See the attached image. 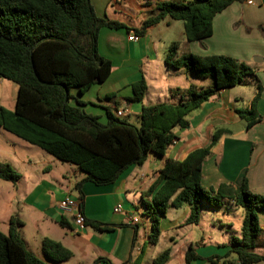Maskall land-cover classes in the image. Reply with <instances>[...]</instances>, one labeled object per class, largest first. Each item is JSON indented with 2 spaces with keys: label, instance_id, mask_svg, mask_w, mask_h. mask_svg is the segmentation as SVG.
<instances>
[{
  "label": "trees",
  "instance_id": "trees-1",
  "mask_svg": "<svg viewBox=\"0 0 264 264\" xmlns=\"http://www.w3.org/2000/svg\"><path fill=\"white\" fill-rule=\"evenodd\" d=\"M154 4L152 17L136 30L97 18L90 0H0V78L16 85L12 111L0 106V128L49 154L62 163L73 165L84 177L74 189L83 204L84 183L106 186L117 181L131 166H141L150 155L163 157L176 141L174 129L188 127V116L198 111L224 89L255 81L253 68L233 58L214 55H179V45L167 50L164 64L172 72L183 71L199 80H210L206 87L190 85L173 89L170 103L141 106L137 124L107 113L105 124L87 115L79 103L72 105V92L83 95L92 86L103 83L111 72V62L97 52L98 33L102 28L125 29L136 36L169 19L180 22L187 43L201 42L212 35L213 18L235 2L243 0H180ZM130 100L142 103L147 86L143 78L132 85ZM249 109L236 112L245 130L263 122L256 112L261 87L255 88ZM226 131L218 130L211 143L192 151L183 161L166 160L155 181L142 195L143 215L151 222L149 242L157 244L160 221L168 208L188 206L184 225H197L201 207L218 208L223 200L242 209L240 238L230 237V251L239 264L264 263L254 252L260 234L258 213L264 212V196L252 193L246 178L239 185L221 184L205 190L201 168L212 146ZM20 175L0 163V181L15 185ZM63 226V223L61 224ZM23 224L17 217L8 221L7 234L0 231V264H47L30 253L20 237ZM98 231L106 226L92 224ZM44 258L51 264L70 259L71 253L49 239L41 242ZM185 264L200 260L206 264H227L224 257L202 259L192 245L183 247ZM169 250L153 260L165 264Z\"/></svg>",
  "mask_w": 264,
  "mask_h": 264
},
{
  "label": "crops",
  "instance_id": "crops-1",
  "mask_svg": "<svg viewBox=\"0 0 264 264\" xmlns=\"http://www.w3.org/2000/svg\"><path fill=\"white\" fill-rule=\"evenodd\" d=\"M90 3L97 18L120 23L130 30L138 29L155 10V5L145 0H90ZM131 35L134 33L125 29L102 28L98 33L97 52L111 62L110 75L83 95L72 92L74 100L71 104L79 103L87 115L98 118L102 124L106 123L108 112L116 117L117 111L124 112L120 119L133 117L135 120L131 124H137L141 106L170 103L169 92L173 89H186L190 85L206 87L209 84L208 80L195 79L183 71L166 69L164 59L173 43L179 45V55H221L245 63L255 73V81L251 80L254 92L244 99L242 85L220 91L188 116L187 128L174 129L176 141L165 150L163 157L150 155L141 166L129 167L110 185L84 183L81 209L85 224L82 227L75 226L72 215L60 212L57 204L67 196L78 200L74 186L84 176L73 165L53 157L40 155L42 162L37 165L30 161L29 156L22 157L19 163L25 166L21 171H26L27 181L15 186L0 181L6 184L0 185V189L10 194L4 206H0V225H4L7 232L9 219L17 217L23 224L20 237L26 249L47 264L51 263L41 250L44 239L61 244L71 253L69 260L58 264H152L166 250H169L170 257L165 264H185L182 250L186 245H192L195 254L202 259L221 257L219 254L225 249V256H228L223 261L239 264L228 254L233 234L230 213L236 209L232 202L223 200L218 208L203 205L197 225H184L189 214L188 206L177 210L168 208L160 221L162 243L159 237L155 245L149 242L151 222L143 215L141 203L143 193L155 181L166 160L183 161L192 151L208 146L218 130L226 133L212 146L210 156L202 164V187L215 190L221 184L239 185L246 178L249 190L264 196V0H243L231 4L213 18L212 35L201 42L187 43L182 24L169 19L149 28L143 36H137V42L130 40ZM141 78L146 82L147 91L149 80H152L153 88L152 98L145 103L146 91L139 104L130 100L133 96L131 87ZM257 85L261 87V93L256 112L263 122L245 130V123L236 112L241 103L249 109ZM240 121L243 122L240 130L233 132L231 126L240 124ZM8 146L13 153L16 152L12 141ZM0 163L20 171L10 162ZM36 166H39L38 170H34ZM67 170L73 172L74 180ZM117 205L121 206L122 212H113ZM133 218L137 223H132ZM222 220L226 228L222 230V226L216 231V223L221 224ZM258 220L260 234L254 252L264 256V212L258 213ZM92 224L108 229L98 231ZM208 229L215 230L216 234L206 236ZM27 230H32L33 234L28 235ZM203 248L208 250L209 256H201L204 255ZM190 264L206 263L196 260Z\"/></svg>",
  "mask_w": 264,
  "mask_h": 264
},
{
  "label": "rangeland",
  "instance_id": "rangeland-1",
  "mask_svg": "<svg viewBox=\"0 0 264 264\" xmlns=\"http://www.w3.org/2000/svg\"><path fill=\"white\" fill-rule=\"evenodd\" d=\"M180 79H183V78H180ZM208 81H210V80H208ZM149 82H150L149 88H148L147 94L144 98L145 103L150 98H152V88H153L152 87V80H149ZM241 91H242V98L245 99V98L251 96V94L254 92V85L250 79H246L243 82ZM16 92H17V87L15 84L0 78V106H2L3 108H5L8 111H12L14 108V104H15ZM244 106H246V105H244ZM239 108H240L239 110H245V107H243V103L240 104ZM126 120L129 123H133L135 119L133 117H130L129 119H126ZM240 125H243L242 121H240V124L232 125L231 130L233 132L235 131L236 133H238V131L240 130L239 129ZM11 141L13 142L14 146L16 147V152H14V153L8 146ZM40 155H45L46 157H52L49 154L41 151L40 149H38L34 146H30L29 144L25 143L24 141L18 139L17 137H15L11 134L3 131L0 128V161L8 162V163L10 162L11 164H14V166H16L18 168V170H20V171H17L18 174L20 175V180L16 184H18L19 182L24 183L28 179L27 176L24 175V174H26V171H21L23 168H25V166H23V165H21V163H19L21 158L25 157V156H29L30 161L32 163H36V165H37L38 163L42 162ZM38 167L39 166L34 167V170H38L39 169ZM67 172L70 175V178L72 180H74L75 177H74L73 172L70 170H67ZM68 176H67V179L69 178ZM56 178H58V177H56ZM2 182H0V185H6V184H3ZM60 182H65V180H62ZM9 184H11V183H9ZM11 185H13V184H11ZM15 185H13V186H15ZM8 196H10V194L7 193V191L0 189V206H4V201L6 198H8ZM221 212H219L220 215H221ZM241 214H242V209L239 207H236V209L233 208L231 213H230L231 224H232L230 230L233 232L232 237L235 236V238H237V239L240 238L239 232H240V227H241L242 219H243V214H242V216H241ZM143 219H146V218L143 217ZM222 226H223V228H221ZM220 228L222 230H224L226 228V223L223 220L221 221V224L216 223V231H217V229L220 230ZM0 229H1L0 231L3 234H7L6 227L4 225H0ZM193 229H195V228H193ZM216 231L215 230L210 231L208 229V230H206L205 235L211 237L214 234H216ZM195 233L196 232L194 230V234ZM27 234L28 235L30 234V236H31L33 234L32 230H27ZM222 234H224V233H222ZM159 242L162 243L161 237H160ZM225 244H228V241L227 242L225 241ZM223 251L224 252L220 253L219 256L224 257L227 254L225 249H223ZM203 252H204V255H201V256H209L208 250H206L205 248H203ZM229 256H231L233 259H236V256L234 254H230ZM220 264H221V261H220ZM227 264H232V263L227 262ZM259 264H264V263H259Z\"/></svg>",
  "mask_w": 264,
  "mask_h": 264
},
{
  "label": "built area",
  "instance_id": "built-area-1",
  "mask_svg": "<svg viewBox=\"0 0 264 264\" xmlns=\"http://www.w3.org/2000/svg\"><path fill=\"white\" fill-rule=\"evenodd\" d=\"M251 4V2H249ZM131 41L137 42L138 37L136 35H131L130 37ZM124 112L123 111H117L116 117L121 118L123 117ZM57 208L60 212L64 214L72 215L73 223L77 227H82L85 224V217L81 209V203L77 199H73L69 196L63 198L60 200L57 204ZM114 213H120L122 212V208L120 205H117L113 208ZM132 223H137V219L133 218Z\"/></svg>",
  "mask_w": 264,
  "mask_h": 264
},
{
  "label": "water",
  "instance_id": "water-1",
  "mask_svg": "<svg viewBox=\"0 0 264 264\" xmlns=\"http://www.w3.org/2000/svg\"><path fill=\"white\" fill-rule=\"evenodd\" d=\"M254 61H256V60H254Z\"/></svg>",
  "mask_w": 264,
  "mask_h": 264
}]
</instances>
